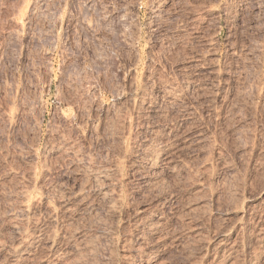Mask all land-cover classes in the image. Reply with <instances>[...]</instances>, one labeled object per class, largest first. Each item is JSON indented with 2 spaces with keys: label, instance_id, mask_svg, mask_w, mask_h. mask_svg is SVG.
Listing matches in <instances>:
<instances>
[{
  "label": "rangeland",
  "instance_id": "obj_1",
  "mask_svg": "<svg viewBox=\"0 0 264 264\" xmlns=\"http://www.w3.org/2000/svg\"><path fill=\"white\" fill-rule=\"evenodd\" d=\"M206 1L0 0V179L5 178L0 183L4 181L3 184L8 185L9 182L22 181L28 170L36 168V189H39L38 185L48 187L52 191L48 189L47 195L54 199V196H60L58 187L64 190L77 180L85 183V175L101 174L110 167L115 169L113 163L116 161L120 167L118 171L119 167L116 171L110 169L112 177H118L119 180H116L120 181L115 185L120 192L111 186L112 189L107 190L111 195H117L118 192L119 195L114 196L121 199V204L115 206L117 209L104 198L97 201L95 193L101 188L103 190L104 186L95 182L91 187H86L88 189L84 192L88 196L85 194V200L82 201H86L85 204L89 201L85 207L86 212L81 210L76 213L78 217L74 220L63 218L56 224L57 229L62 222L74 221L67 225L73 236L85 229L83 233L80 232L82 241L77 242L79 235L75 236V242L80 244L85 239L88 241V247L81 249L80 254L75 255L76 259L73 256L71 260L67 259L71 263L64 261L62 264H80L82 260L79 259L82 257L85 260L81 264H124L130 227L138 215L135 211L140 207L146 209L154 205L159 197L165 195L169 199L161 206L162 210L169 212L175 207L182 218H188L187 224L199 227L202 237L212 244L217 238L216 231L220 222L227 219L236 210L235 207L241 209V201L264 183V164L260 165L264 163V50H261L264 48V0ZM226 3L231 6L228 12ZM210 9L214 11L210 12ZM194 34L199 35L194 37ZM208 38L215 44H212L215 51H211L210 57L203 54L206 55L204 50L210 48L205 47ZM201 51H204L203 56L199 57ZM234 51L236 54L230 55ZM202 58L205 59L201 64L203 67L212 62L208 61L211 58L213 70H217L214 74H218V78L214 77L219 83L215 78L214 81L211 76H207V72L200 73L202 77L206 74L198 78L204 81L202 89L205 84L210 87L208 94V87L205 88L206 92L202 90L199 94L201 89L191 79L189 92L184 96L186 99L181 97L177 99L178 102L173 101L174 104L166 97V93L155 90L158 83L166 84V81L175 87L187 75L186 71L193 72L190 68L201 67ZM209 79L215 83L211 85L212 80ZM144 84H147L145 91L142 89ZM148 92L154 100L151 99L152 104L156 101L155 118L147 113L149 110L146 105L142 107L146 110L141 107L138 109L136 105L133 109L134 101L137 100L135 97L139 100L143 95L144 100ZM183 104L186 107L188 104L189 111H193V105L195 108L194 114L190 111V115H187L190 122L187 120L179 129L190 130L193 136L200 138L197 140L200 147L198 144L193 147L187 157L189 172L177 168L179 171H175L167 180L160 177L148 179L149 182L154 180L148 183L147 177L151 175L148 161L136 159L127 151H131L133 146L144 151L143 145L147 139L160 133L156 125L167 126L182 115L181 111L186 112ZM171 105L177 106L174 108ZM176 107L179 110L177 113L174 111ZM181 107H184L183 110ZM141 110L145 117L150 118H145ZM8 111H13L12 119ZM145 121L149 122L146 126ZM150 127L157 131H152ZM233 128H237V131ZM230 129L235 134L229 133ZM120 136L125 138L121 139ZM53 144H62L58 153L48 152V146ZM128 145L130 149H127ZM32 150L35 154H31ZM63 150L69 153H63ZM121 150H125V157ZM142 150L138 151L141 153ZM65 154H69V157ZM121 156L124 159L119 158ZM126 156L131 159L127 160ZM137 160L142 161L146 168L134 166ZM162 164L160 160L157 165L161 168ZM158 166L156 169H159ZM196 179L204 188L192 193ZM188 205L192 208L189 215L187 209H183ZM179 226L176 225L175 229L180 230ZM87 248L92 249L90 253ZM83 251L86 252L81 255ZM182 252L173 251L169 264L193 263L201 257L203 250L195 248L188 251L189 254H186L187 251ZM136 258L134 263L140 264V258Z\"/></svg>",
  "mask_w": 264,
  "mask_h": 264
},
{
  "label": "bare ground",
  "instance_id": "obj_2",
  "mask_svg": "<svg viewBox=\"0 0 264 264\" xmlns=\"http://www.w3.org/2000/svg\"><path fill=\"white\" fill-rule=\"evenodd\" d=\"M214 2L215 1H213V3ZM226 5H227V3H226ZM225 6H224V9H225ZM232 6H234V5H232ZM229 7H231V6H228V9H226V12H228L227 10H229ZM208 8H207V10H208ZM212 10L213 9H210V12H212ZM226 14L227 13H225V15ZM232 14H233V12H232ZM229 15H231V14H229ZM231 16H233V15H231ZM231 16H229V17H231ZM234 17H235V12H234ZM214 32L215 31H213L212 33L214 34ZM212 33H211V35L213 36ZM208 34H207V37H209ZM198 35L194 34V37L198 36ZM192 37H193V35H192ZM210 38H211V36H210ZM213 38H211V39H213ZM205 39H207V38L205 37ZM211 39L208 38L209 41L206 40V41H208L207 44H205L206 42L205 43L203 42V44H205L206 48H207V46L210 47V48L204 50V48H205L204 47L203 49H201V50L206 51L207 54L205 55V53H203L204 51L203 52L201 51V54H200L199 57H201V55L203 56V54H204V56H208L209 54L212 55L211 51H215V50L212 49V46L215 45V44L212 43L213 40L211 41ZM193 41H194V39H193ZM193 41H190V42H193ZM203 41H205V40H203ZM262 47H264V46H262ZM261 50H264V48L261 49ZM196 52L199 53L200 51H196ZM213 53H215V52H213ZM234 54H236L235 51H234V53L232 52V54L230 53V55H234ZM210 55H209V57H210ZM194 57L199 58L198 56H194ZM215 57H217V56H215ZM260 57H262V56L260 55ZM196 58H194V59H196ZM202 59H201L202 61L200 60L201 61L200 62V66L201 67H199L197 69L195 68L196 70L193 69L194 67L190 68V69H192L194 71L190 72L189 71L190 69H189L188 70L189 72L186 71L187 75L185 73H183V75H186V76L185 77L182 76L183 78L180 77L179 80L181 78L182 79L180 81L178 80L179 82L177 81L178 83L175 85V87L173 86L174 88L172 87L171 83H168L166 81V84H164V83L162 84L161 82L160 83L157 82L158 84H157V86H155L156 87L155 90L158 93H166L167 96L166 95L165 96L173 103V101H177V99H179L181 97H184V96H187V92H189L188 91V87L191 84V80H192V83H194L199 89H201L200 92L196 90L197 92H199V94H201L202 90H205V88L208 87V86H206L208 84H205V88L202 89V87H204V86H202L204 81L201 82V80H200L201 78L200 77H202V76H199L200 73L201 72L203 73V71L205 73L207 72L208 73V74L206 73L207 76H209V77L211 76L212 79H214L216 77V75L218 76V74H216L217 72L214 74V71H217V70L216 69L213 70V68H214L213 60L211 58L208 59V61L210 60L209 62H211V61L212 62L209 63V64L206 63L205 65H207V66L203 67L201 64H203V62H205V59L204 58H202ZM208 61H206V62H208ZM215 61L216 60L214 59V62ZM191 62H192V59H191ZM194 64H196V63H194ZM215 67H216V64H215ZM184 69H185V67H184ZM216 78H218V77H216ZM212 79H209V80H212ZM215 79H214V81H215ZM221 79H223V78H221ZM216 80L219 83L218 79H216ZM261 80H262V78H261ZM207 81H208V78H207ZM207 81L205 80V83ZM152 83L154 85L155 81L152 82ZM211 83L214 84L215 82L213 83V80H212V81H210V84ZM218 83H216V85ZM145 86L142 88V89H144L143 91H145V88H147V86L146 87ZM218 86H216V87H218ZM208 88H207L208 89L207 92H206V90L203 91V92H206L208 94V91H210V87H208ZM156 91H153V92H156ZM140 92H142V91H140ZM138 93H139V91H138ZM138 93L136 92L135 94H138ZM189 94L190 93H188V97H189ZM202 94L205 96L204 93H202ZM128 95H130V94H128ZM217 95H219V91H218ZM142 96H141V98H139V100H138L137 97H135L137 99L136 101H134L135 99H134V97H132V99H134L133 100L134 101L133 109H134L135 105H136L135 107H137L138 109H139V107H141V109H142V107L144 105H146L149 108V109L146 108L147 110H149V112H147V113H149L150 116L155 114V109H157L156 108V104H155L156 101L154 102V104H152V100H153V98H151L152 95H150V93L148 92L147 96L145 95L146 97H145L144 100L142 99L143 98ZM159 96H161V95L159 94ZM163 96H164V94H163ZM206 96H208V95H206ZM201 97H203V96H201ZM211 98H213V96ZM206 99L208 100V98H206ZM180 100H184V99H180ZM197 101H198V99H197ZM201 101H203V100H201ZM168 103L170 105L169 101H168ZM191 103H192V101H191ZM196 103H198V102H196ZM188 104H190V102ZM188 104H187V107H188ZM177 105H171V107L173 106L175 108V106H177ZM190 105L192 106V104H190ZM171 107H170V109H171ZM187 107L185 109V111H186L185 113H184V111L183 112L181 111L182 115L177 117L179 115L178 114L176 116L177 118L175 117L177 119L175 122L173 121L171 124L170 123L167 124V126L164 125V127H159L161 125L159 123H158L159 125H156V129H158V131L160 133L159 134H155V132H154L155 135L151 136L150 138H149V136H150L149 135L150 133H149L148 134L149 135L148 136L149 139L146 138L147 136L145 137L147 139L146 144L145 143H144L145 145L142 144L143 146H145L144 147V151L139 147L141 144L138 145V147L140 149L137 148V146H133V145L136 144L135 141H134L135 144L132 145L133 147H132L131 151H127V152L131 153L130 155H133V157L135 156L136 159L140 158V160H142V161H143V159L148 161V165L150 166V170H151V175L149 176L150 178L147 177V182L148 183H151V182L153 183V181H154V180H152V181L149 182L148 179H157V178L161 179L160 177H163V178L165 177L164 179H166L168 177L170 178V177H172V175L174 174L175 171L176 172L179 171L178 170L179 168L181 169L180 171H183V172H187L188 171L189 172V167H188L189 165H187L188 164L187 157H188L189 151L191 149H194L193 147H196L197 144L199 146L198 141L200 140V138L193 136V132L192 133L189 132L190 130L189 131L187 129L183 130L184 129L183 128L182 129L183 131H182L181 129H179V127L182 126L181 124H183L184 122H186L187 120L190 119V118H188V116L190 115L189 113H191L190 111H192V110L189 111V108H187ZM181 108L183 110L184 107H181ZM194 108H195V105H193V107H192L193 111H194ZM146 109H144V110H146ZM142 110H141L140 113L143 114ZM177 110H178V108L174 109V111L176 113L179 112V110L178 111ZM135 111H137V110H135ZM158 111L159 110H157V112ZM168 111H166V112H168ZM193 111H192V113H193ZM8 112H10V111H8ZM8 112H7V114H8ZM12 112H10V114H8L10 116V118H11V115H13ZM155 115H153V117ZM143 116H144V114H143ZM169 116L171 118V115H169ZM145 118H150V117H145ZM139 120H141V119H139ZM152 120H154V119L152 118ZM190 120H189V122H190ZM166 121L167 120H165V122ZM171 121H172V119L169 120L168 122H171ZM145 122H146L145 123V126H146L149 122H147V121H145ZM165 122H164V124H165ZM155 124H157V122ZM147 127H146V129H147ZM151 129H149V130H151ZM153 129H155V128H153ZM153 129H152V131H153ZM236 129L233 128V130H236ZM231 132H233L232 129H230L229 133H231ZM124 133L127 135L126 132H124ZM124 133H122V134H124ZM146 133H147V130H146ZM233 133L235 134V132H233ZM194 134H196V133H194ZM199 134H200V132H199ZM170 135H172V137H170ZM121 136H120V138H121ZM128 136H129V134H128ZM200 137H203V136L200 135ZM124 138H121V139H124ZM129 138H130V136H129ZM170 138H172V140ZM58 143H61V142H58ZM63 144H66V142L63 143ZM137 144H138V142H137ZM129 145H128L127 149H130ZM60 146H62V144ZM60 146H55V144H53V146H50V147L48 146L47 150H48V152L50 151V152L56 153L57 151H59L58 149H59ZM121 147L120 148L123 149V146H121ZM64 148H65V146H64ZM68 150H70V149L68 148ZM74 150H76L75 146H74ZM138 150L139 151L142 150L143 152L140 153ZM64 151L65 150H63V153H64ZM65 152L69 153L67 150ZM73 152L75 153V151H73ZM32 153L35 154V152L33 150L31 152V154ZM121 153H122L123 157H125V154H124L125 150H123ZM121 153H120V155H121ZM27 156L30 157L29 155H27ZM33 156L31 158H33ZM65 156H67V155L65 154ZM127 156H126V158H127ZM16 157H18V156H16ZM42 157H44V156H42ZM67 157H69V154H68ZM77 157L78 156H76L75 158H77ZM18 158H20V157H18ZM34 158H35V156H34ZM119 158L124 159V158H122V156L119 157ZM119 158L117 157L116 159H119ZM128 158H127V160H128ZM22 159H23V157H22ZM129 159H131V158H129ZM127 160H126V162H127ZM160 160L163 161V164L161 165V168L157 165ZM24 161H26L25 158H24ZM24 161H21V162L23 163ZM70 161H72V160H70ZM142 161L135 162L134 166H136L137 168H143L144 167V169H145L146 168L144 166L145 164ZM121 162H122V160H121ZM124 162L125 161H123V164H124V166H126ZM131 162H132V160H131ZM114 163H116V164H114ZM114 163H113V166L116 165L114 167H115V169H117V167H119L118 166L119 163L117 164V161L114 162ZM263 164L264 163H262L260 165H263ZM40 166H42V165H40ZM110 166H112V165H110ZM120 166H121V164H120ZM127 166H128V164H127ZM157 166L159 167L160 170L156 169ZM108 167H109V165H108ZM103 168H105V167H103ZM33 169L35 170L36 168H33ZM110 169H112V168L110 167V168H108V170L107 169L103 170L104 172L101 171L102 172L101 174H98L97 171H96L97 174L93 173V176L88 174V175H90L89 178H88V175H85V179H87L85 183L84 182L82 183L81 181H78L76 179L77 182H75L72 186L70 185L71 187H67L64 190H62L63 187H61V188L58 187L59 189H57V191L60 193V196L59 195L58 196H54L53 197L54 199H52V196H48L47 195L48 194L47 191L49 189L48 187L47 188H42L41 186L39 187V185H38L39 189L38 190L36 189L37 187L35 186V183L37 181L35 182L34 176L36 178V174L35 173H37V172H34V170H32V169H30V171L28 170V173H26V176L24 175L26 177L25 179L23 178L24 181L20 177L22 179V181H19V182L16 181V182H14L12 184H10L11 182L8 181L9 184L6 185V183H5V185H4L3 182L5 181L4 180L5 178L3 179L1 177L0 180L2 181V179H3L4 181L0 183V202H1V207H0V264H62V263H64V261L71 260L70 258L73 257V256L76 259L75 255H77L78 253L80 254V250L81 249H85L86 247H88L87 239H85L83 241V243L78 244L79 243L78 240H81V235L80 234L83 233L85 231V229H83L84 231L82 230V232L79 231V234L77 233L76 235L73 236L72 232L70 233L68 231L69 230V226H68V229H67V225H71V223L73 224L74 221L68 222L70 224L65 223L67 221H65L64 224L62 222V225L58 224L57 229H56V224L59 223L58 221L63 220V218H66L67 220H69V219L70 220L71 219L74 220L75 217H78V216H76L77 212H79L81 210L84 211L86 209L85 208L86 204L89 201L86 204H85L86 201L85 202L82 201L83 197L86 194V193L84 194V192H85V189H88L86 187H88V186L91 187L90 185L92 183H95V182L96 183L97 182L101 183L104 186L103 190H101L102 189L101 188L100 191H97V194L95 193V195L97 197L96 199H98L97 201H99V199H101V198H104L106 200V202L109 203L111 206L114 205V207H115L116 204H118V205L121 204V199L119 198L120 199L119 200V199L115 198L117 195H119L118 192H120V189L117 190L115 185H118L120 183V181H118L119 180L118 177L115 178V179L112 177V175L110 173ZM115 169H112V170H115ZM119 169H120V167L117 169V171ZM148 169H149V167H148ZM259 169H261V168H259ZM262 169H264V167ZM135 171H136V169L134 170V172ZM147 171L148 170H146V172ZM25 172H27V170ZM91 172H93V171L91 170ZM112 172H114V171H112ZM12 173H14L13 170H12ZM46 173H45V175H46ZM99 173H100V170H99ZM139 173L137 172V174H139ZM147 173L150 174L149 171ZM179 173H181V172H179ZM84 174H82V175H84ZM143 174H145V173H143ZM15 175H17V174H15ZM18 176H15V177H18ZM22 176H23V173H22ZM86 176H87V178H86ZM12 179H13V177H12ZM116 179H118V180H116ZM16 180H17V178H16ZM155 181H157V180H155ZM49 182L46 183L47 184L46 186H48ZM140 182H141V180H140ZM159 183H160V181H159ZM52 184H54V183H52ZM126 184H127V182H126ZM201 184L202 183L200 181H197V179H196V182L193 185V190L194 191H192V193L196 192V189L199 190V188H204V187H202ZM155 185H157V184H155ZM42 186H43V184H42ZM94 186H96V184ZM110 186L111 187H115V189L118 191L117 195H111V193L107 192V190L112 189V188H110ZM49 187H51V186H49ZM54 187L57 188L56 186H54ZM55 188H54V190H56ZM92 188H93V186H92ZM49 190H50V192L52 191L51 189H49ZM56 192H52V194L53 193L56 194ZM123 192H125V191H123ZM87 194H86V196H88ZM169 196H170V194H169ZM94 197L92 199H94ZM124 199H126V198H124ZM168 199H169V197L165 195L163 197H159L157 199V201H156L157 203H155L154 205L152 204V206H149L146 209L144 207L143 208L140 207L139 210L135 211L137 208L134 210L135 213L137 212L136 214H138V215H136V219L133 222L132 226L130 224L131 231H130V234L128 235L129 238H127V240L128 239L129 240H128V244L126 245L127 255L124 254V255H126L125 260H123L124 264H136V263H134V259L136 257L140 258V260H139L140 264H169V261H171V259H172L171 254H173V251H179V252H182V251L186 252L187 251L186 254H189V252L192 249H195V248L202 249L203 252H202L201 257L198 260L194 261L193 263L191 262L190 264H264V183L263 182H262V184H260V186L254 192H251L250 194H248L246 199L241 201V206H240L241 209H237L235 207L234 209H236V210H234L230 214V216L227 217V219H224L223 222H220L221 224L219 225V227H218V229L216 231L217 238L214 241V243H212V244L210 243L209 240L204 239L202 237L199 227L187 224V223H189V222H186V221H188L187 220L188 218H186V216H185V218H184V216L182 218L181 215H180L181 213L179 214V211L175 207L173 209L171 208V210L169 212L165 211L167 213H165L162 210V207H163L162 205ZM83 200H85V198ZM89 200H90V198H89ZM101 201H102V199H101ZM237 201L239 202V200H237ZM125 202H123V203H125ZM102 203H104V202H102ZM92 204L93 203H91V205ZM91 205H90V207H92ZM194 206H195V204H194ZM107 207H108V205H107ZM109 208H110V206H109ZM109 208H107V209H109ZM197 208H199V207H197ZM197 208H195V209H197ZM183 209H187L186 212H187L188 215L190 214V211L192 210V208L190 206L189 207H185ZM85 212H86V210H85ZM80 213H78V214L82 215ZM114 213H116V212H114ZM187 214H185V215H187ZM107 215H108V213H107ZM112 215H114V214H112ZM93 216H94V214H93ZM81 217H83V216H81ZM77 223H78V221H77ZM74 224L76 225V223H74ZM176 225H178V226L180 225L181 229L179 230V228L178 229L176 228L177 229L176 230L175 229ZM81 228H83V227H81ZM73 231L75 232L76 230L74 229ZM85 233H84V235H85ZM79 235H80V238L77 239V242H78L77 243V242H75L74 238H75V236H79ZM84 235H82V236H84ZM93 236H94V234H93ZM126 236H127V234H126ZM85 237H87V236H84V238ZM94 239H96V238H94ZM125 240L123 241V243L125 242ZM127 240H126V242H127ZM92 241H93V239H92ZM134 242H135L136 246L132 245V244H134ZM91 244H89V245H91ZM94 246H95V244H94ZM91 247H93V246H91ZM123 248H125V247H123ZM86 250H88V248ZM89 250H88V253H90ZM126 250L124 249V251H126ZM124 251H123V253H124ZM85 252L86 251H83L81 255H83V253L85 254ZM88 253H86V254H88ZM92 254H90V255H92ZM116 256H117V254H116ZM90 257H89V259H90ZM68 258H69V260H67ZM162 258H166V259H162ZM83 259L84 258L82 257V259L80 258L79 260H82L84 262L85 259L84 260ZM77 260H78V258H77ZM82 261H81V263H82ZM112 261H110V262H112ZM88 262H90V261H88ZM76 263H73V264H76ZM67 264H68V262H67ZM77 264H79V262Z\"/></svg>",
  "mask_w": 264,
  "mask_h": 264
}]
</instances>
